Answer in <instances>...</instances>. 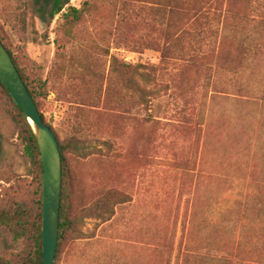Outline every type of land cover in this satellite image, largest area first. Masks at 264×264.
Segmentation results:
<instances>
[{
	"label": "rangeland",
	"instance_id": "1",
	"mask_svg": "<svg viewBox=\"0 0 264 264\" xmlns=\"http://www.w3.org/2000/svg\"><path fill=\"white\" fill-rule=\"evenodd\" d=\"M47 2L0 0V35L24 71L48 81L41 112L66 146L77 232L55 264L264 262V245L242 236L246 206L232 200L264 192L247 142L264 109V0H72L86 4L72 37L61 16L48 21ZM112 55L140 66L144 94L111 72ZM24 144L0 95V212L37 211ZM112 192L120 203L105 220L95 211ZM28 248L0 227V258L20 262Z\"/></svg>",
	"mask_w": 264,
	"mask_h": 264
},
{
	"label": "trees",
	"instance_id": "2",
	"mask_svg": "<svg viewBox=\"0 0 264 264\" xmlns=\"http://www.w3.org/2000/svg\"><path fill=\"white\" fill-rule=\"evenodd\" d=\"M72 0H48V10L46 13L47 19L49 22H52L57 16H61V20L63 23L61 28L63 29L65 35L67 37L73 36L74 27L80 23L84 18L85 5L82 9H77L75 7L70 6ZM68 6V10L66 13H63L64 9ZM0 41L3 46L9 52L15 66L17 67L24 83L26 84L32 98L34 99L37 108L41 114L43 122L51 128L54 135L57 138L61 156H62V169H63V184H62V197H61V208H60V223H59V237H58V245L56 250V261L59 260V257L62 252V248L64 245V241L68 238V236L72 235L73 232L76 233L77 222L75 218H71L70 210L67 204V169H66V158L65 144L61 143L56 131L54 128L47 123L43 113L41 112V100L46 98L49 94V83L47 80L42 78H37L36 76H31V74L24 71L14 56V54L7 47L4 39L0 35ZM140 66L131 65L126 62H122L118 59L117 56L112 55L110 61V70L112 73L118 72L122 74L125 78L126 86L129 90L132 91H140L138 84L134 81L133 75L136 70H139ZM0 95L5 98L8 104H10L13 108V111L22 124V131L24 133V149L28 157L32 160L33 164L37 167L38 175H39V187H40V199L37 202V211L35 213H28L24 211V209L19 208L17 211L6 213L0 212V227L6 226L10 229V231L14 234V236L19 240H25L28 242V251L22 257L20 262H13L4 260L0 258V264H43V254H42V163L39 146L37 144L36 138L31 130V127L28 121L24 118L19 108L16 106L14 101L12 100L8 90L0 81ZM227 107L225 106L224 109ZM230 110H223L224 114H228L232 117V114L229 112ZM215 114H219V111H214ZM237 112H233V115L236 117ZM255 117V116H254ZM253 119V117L251 118ZM260 126L257 127V131L255 135H252L254 131L255 125L252 123L253 130H248V139L247 142H251V146L254 144L255 151L258 156V160L255 163L256 167H258L259 175L261 173V178L264 182V109L261 110V115L259 119ZM73 147V146H72ZM77 148V149H75ZM85 151V148L82 147ZM78 146H74V150L80 152L82 151ZM85 155V154H81ZM264 188V187H263ZM245 190L240 194H236L233 196L235 204H244L246 206L244 209V222L237 226V228L241 227L242 236L247 241L256 239L257 243H261L264 245V200L261 198V194L264 195V192H260L257 189V192L252 188H243ZM263 190V189H262ZM261 190V191H262ZM261 205L256 209V217L253 216V213L249 209V207H254V200ZM120 203V194L116 192L109 193L105 198H103L99 203L96 209V213H99V217H103L105 220H109L114 215L115 205ZM253 210V209H252ZM89 213H93L92 210ZM107 215V216H104ZM236 231L235 227H233ZM263 234L260 236V232ZM260 257H264V246L259 248ZM198 259V257L196 256ZM176 263L179 260L176 258ZM206 264H230L225 258H211ZM203 263V264H205ZM240 264V263H236ZM243 264H264V262H248Z\"/></svg>",
	"mask_w": 264,
	"mask_h": 264
},
{
	"label": "water",
	"instance_id": "3",
	"mask_svg": "<svg viewBox=\"0 0 264 264\" xmlns=\"http://www.w3.org/2000/svg\"><path fill=\"white\" fill-rule=\"evenodd\" d=\"M0 81L28 121L39 146L42 163L43 264H55L63 184L62 156L56 136L43 122L34 99L1 41Z\"/></svg>",
	"mask_w": 264,
	"mask_h": 264
}]
</instances>
